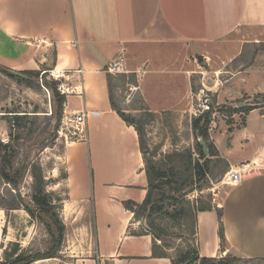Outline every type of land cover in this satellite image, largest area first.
Masks as SVG:
<instances>
[{
    "label": "crops",
    "instance_id": "1",
    "mask_svg": "<svg viewBox=\"0 0 264 264\" xmlns=\"http://www.w3.org/2000/svg\"><path fill=\"white\" fill-rule=\"evenodd\" d=\"M261 42L264 0H0V64L18 73L52 67L70 89L66 112L87 114V138L65 151L67 264H172L153 255V236L137 230L141 220L124 205L144 201L148 178L138 131L112 105L110 63L125 57L150 111L192 112L206 89L218 105L264 92V80L247 89L236 84L264 74L263 62L233 66L248 57L246 46ZM201 65L214 72L205 87ZM218 113L211 139L229 169L246 172L222 204L198 212V249L201 256L227 248L264 258V108L242 124ZM8 134L0 117V139ZM5 213L0 208V221Z\"/></svg>",
    "mask_w": 264,
    "mask_h": 264
},
{
    "label": "rangeland",
    "instance_id": "2",
    "mask_svg": "<svg viewBox=\"0 0 264 264\" xmlns=\"http://www.w3.org/2000/svg\"><path fill=\"white\" fill-rule=\"evenodd\" d=\"M51 51L53 55V49ZM245 52L248 57L241 56L238 58V63H234V67H238L243 62V66H248L257 60L258 65L256 67L261 66L262 62L264 64V42L246 46ZM198 60L202 63L200 58ZM209 62L210 65H207L210 67L215 63L211 60ZM207 65H201L204 68L202 74L204 78L198 82L202 83L204 87L210 84L211 78H214V72L210 67L207 68ZM27 72V74L22 73V75L31 76V84L14 78L0 69V113H2L0 117L4 118L8 124V120L16 111L31 115L27 118L24 128L15 127L12 130L14 133L23 132V138L19 140L18 144V156L15 159V167H20L25 171L24 174H21L18 189L0 178V206L6 207V210L4 209L5 217L0 221V263L6 261L4 252L6 250L11 252L16 244L20 248L18 254L31 257L47 254L58 246V229L57 225L53 223L52 215L40 211L32 199L34 193L33 164L42 166L46 176V190L55 194L54 213L56 212L63 222L67 219L63 216L64 202L67 197V188L63 178L65 177V151L72 142L69 137L72 130L65 126L63 119L67 114L65 104L70 89L64 76L60 77L59 73L55 72L52 67L44 66L40 70H28ZM111 74L113 77L112 94L116 107L128 117H134L143 128L144 146L145 150H148V159L153 160L157 165L166 166L170 165V156L175 151L192 149L195 152L197 140L192 128V119L195 116L194 111L197 108L198 97L193 98L192 107L194 109L192 112L168 110L156 113L150 111L144 102L138 89V76L136 85L131 83L132 74L130 73ZM123 74L127 76L124 77ZM263 77V73H257L249 76L247 83L237 80L236 84L243 85L246 89L253 88L261 80H264ZM204 96L209 98L210 107L215 112L219 111L218 114L227 121L235 119L237 124H242L244 114L238 112L235 118H232L230 108L238 106V103L244 105L243 103L252 102L256 97V95H243L237 99L240 100L238 103H236L237 100H234L218 105L209 90L206 89L201 93L200 97ZM30 127L33 128V132L27 134ZM9 139L8 134L5 140L9 141ZM194 157L199 156L195 153ZM171 164L174 165L176 162H171ZM226 164V161H222L216 163L215 169L211 167L212 170L207 174V179L197 180L194 185L195 189L185 195L183 200H189L194 207L222 204L231 187L225 180L226 173H222ZM18 194L22 197L21 206L14 209L13 207L19 205L16 197ZM60 199H63V202ZM22 203L33 208L35 213L30 214ZM158 222L166 230L165 241L171 243L168 249L169 255L177 256L180 250L189 247V245L193 247L195 240L191 235L193 219L190 215L180 222L165 217L160 218ZM146 223L145 220H142L137 230L144 231ZM177 233L180 235L177 236ZM68 234L70 235L66 225L64 240L59 246L57 256L36 259L28 264H67L72 254L67 248V245L72 243V235L68 236ZM79 235L74 234L73 236L76 238ZM218 257H231L232 264H264V258L244 257L227 248ZM107 264L110 263L107 262Z\"/></svg>",
    "mask_w": 264,
    "mask_h": 264
},
{
    "label": "trees",
    "instance_id": "3",
    "mask_svg": "<svg viewBox=\"0 0 264 264\" xmlns=\"http://www.w3.org/2000/svg\"><path fill=\"white\" fill-rule=\"evenodd\" d=\"M0 69L6 74L23 80L28 84L30 83V77L22 75V73H28L27 71H21L20 73L13 71L0 64ZM132 74V81L137 85V76ZM108 85L110 89V96L112 105L114 109L117 110L119 115L129 124L133 125L138 131L140 138V145L142 152L144 154L145 171L148 178L147 195L143 202L138 203L133 200H127L124 205L134 212L135 218L137 220H145L147 226L145 231L153 236V255L156 257H169L172 264H232L230 261L231 257H213V256H201L198 249V239H197V214L199 211L212 210L213 205H200L194 207L189 200H183L184 196L189 192H192L195 188L194 185L197 180L207 179V174L211 171V167L215 169L217 162L226 161L220 157L218 149L211 139L210 127L213 121V114L215 110L210 107L209 110L204 111L200 115H195L192 119V128L196 136V150L193 152L192 149H186L184 151H175L170 156V165L160 166L153 162V160L147 158L148 150H145L144 139H143V128L138 124V121L133 117H128L124 112L116 107L113 99L112 89L113 80L112 74L108 73ZM122 76L126 77V74ZM260 98V99H259ZM240 101V100H239ZM255 108H264V92L256 94L255 99L249 102L248 105L235 106L230 108V115L241 112V114H247ZM31 116L29 113H20L19 111L14 112L12 117L8 120L9 124V136L8 142H4L0 139V178L11 184L15 189H18L21 174H24V169L20 167H15V159L19 152V140L23 138V132L14 133L15 127L24 128L27 123V118ZM245 122V116L243 123ZM33 128H28L27 134H31ZM200 140H204L209 148V155H206L203 145ZM195 153L199 157H194ZM171 162H176V164H171ZM230 171L228 165L223 169V174ZM32 176L34 178V193L32 195L33 202L40 209V211L47 212L52 215L53 223L57 225V248H53L47 254H39L35 257L25 256L23 254H18L20 250L19 245H15L13 250L10 252L6 250L5 258L0 264H28L29 262L45 258V257H55L57 256V251L59 246L64 240L66 225L60 216L53 209L56 206L54 203L56 200L54 198L53 192L46 190V176L44 170L40 164H33L32 166ZM17 199L19 205L13 207L14 209L20 208L22 197L18 194ZM63 202V199H60ZM24 208L30 213L34 214L33 208L26 206L22 203ZM6 210L5 206H0ZM218 208V207H217ZM220 218L222 219V212L218 210ZM190 215L193 219L192 223V233L195 243L193 247H186L178 252L177 256H171L168 253L169 246L171 243L165 241L167 236L166 230L158 220L162 217L169 218L180 222L183 218ZM222 221V220H221ZM223 224V223H221ZM180 234L177 233V236ZM220 237L222 243L225 241L223 225L220 227ZM17 255V256H16ZM16 256V257H15Z\"/></svg>",
    "mask_w": 264,
    "mask_h": 264
},
{
    "label": "built area",
    "instance_id": "4",
    "mask_svg": "<svg viewBox=\"0 0 264 264\" xmlns=\"http://www.w3.org/2000/svg\"><path fill=\"white\" fill-rule=\"evenodd\" d=\"M124 62L125 57L120 55L110 63L108 71L110 73H126ZM197 100V108L194 111L195 115H200L204 111L210 109L209 98L207 96L198 97ZM86 118L87 114L85 111H75L65 114L63 122L67 128L72 130V134L69 136L71 141L85 140L87 138ZM4 142H8V140H4ZM244 172H246L245 166H243L241 170L231 169L226 173L225 180L228 184H236L242 180Z\"/></svg>",
    "mask_w": 264,
    "mask_h": 264
},
{
    "label": "water",
    "instance_id": "5",
    "mask_svg": "<svg viewBox=\"0 0 264 264\" xmlns=\"http://www.w3.org/2000/svg\"><path fill=\"white\" fill-rule=\"evenodd\" d=\"M244 105H248L249 104V102H247V103H243ZM238 106H243L241 103H238L237 104ZM201 141V143H202V145H203V148H204V151H205V153H206V155H209V148H208V146H207V143L204 141V140H200ZM146 226H147V223H146ZM148 227V226H147Z\"/></svg>",
    "mask_w": 264,
    "mask_h": 264
}]
</instances>
